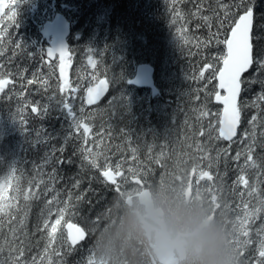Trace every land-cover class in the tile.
<instances>
[{
	"label": "trees",
	"instance_id": "1",
	"mask_svg": "<svg viewBox=\"0 0 264 264\" xmlns=\"http://www.w3.org/2000/svg\"><path fill=\"white\" fill-rule=\"evenodd\" d=\"M232 3L233 0H21L16 6L17 30L8 20L11 10L1 13L0 27L6 31L0 37V68L11 74L13 83L0 93V181L10 176L13 168L16 172L8 192L15 197L13 206L8 214L0 215V264H15L20 251L21 264H61L57 253L68 250V221L81 225L88 236L71 257H65L67 264H87L89 258L94 264H153L149 239L137 213L127 205V190L134 193L141 186L147 187L156 200L170 208L174 200H179L180 225L187 224L200 216L202 203L208 207L212 202L208 194L193 195L189 205L185 197L180 198L185 186L198 182L193 169L212 174L213 179L206 182L217 189L221 205L227 206V212L223 211L212 224L214 230L230 227L233 231V215L243 212L240 203L254 202V196L248 194L250 189L236 182L238 176L248 178L249 185L257 189L256 197L264 190V151L257 149L253 154L261 164L259 169L246 167L244 138L245 132L253 130L249 121L256 115V138L258 142L264 140V101L255 99L259 85L242 93L237 138L229 143L216 138L221 105L215 101L217 87L212 70L205 68L209 64L221 66L218 57L225 51L221 41L227 25L220 27L217 16L223 4ZM64 5L75 22L69 70L70 86L78 91L71 103L92 126L87 146L99 153V163L103 166L107 160L113 169L118 165L125 173L112 192L93 178L98 173L86 161L82 167L78 150L84 146L82 139L71 138L64 143L70 134L71 118L57 100L73 94L59 91L64 83L56 66L45 64L39 47L41 18L37 21L33 16L44 17L45 9L52 14ZM17 37L24 43L21 48L16 47L20 43ZM41 42L44 46L45 42ZM89 57L97 62L96 68L89 63ZM142 62L155 68L158 93L154 97L150 89L130 82ZM92 72L95 75L90 78ZM102 77L110 81L109 93L101 103L87 108L84 89ZM29 80L35 82L29 84ZM33 105L41 111L48 105V111L44 116L32 113ZM20 119L26 120L27 126ZM37 135L47 142L37 143ZM80 135L82 138L83 131ZM60 147L65 151H58ZM54 149L55 158L64 163L51 159L46 162ZM225 150L227 157L223 155ZM237 152L241 153L240 160L234 161L232 157ZM217 153H221L219 158ZM207 154L217 159L210 162ZM77 181L78 188L74 187ZM86 190L85 199L77 201L76 197ZM244 190H248L245 196ZM70 196L57 239L50 244L47 231L38 226L49 207L53 212L50 223L54 222L56 210ZM48 201H53L51 206ZM96 217H100L99 223H94ZM260 221L253 223V230ZM212 235L218 239L216 252L222 254L224 234ZM249 254L252 258L255 255Z\"/></svg>",
	"mask_w": 264,
	"mask_h": 264
},
{
	"label": "snow or ice",
	"instance_id": "2",
	"mask_svg": "<svg viewBox=\"0 0 264 264\" xmlns=\"http://www.w3.org/2000/svg\"><path fill=\"white\" fill-rule=\"evenodd\" d=\"M21 0H0V13H4L5 9H10V14L8 15V20L12 24L13 28L17 30L19 24L17 22L18 12L17 4ZM223 11L217 16L219 20V26L224 27L226 35L223 41H221L225 47L224 53L218 57L221 62L219 68L214 67V65L209 64L206 66L205 70L211 69L212 78L218 80V88L223 90L225 93L221 95L219 91L215 93V100L223 105L222 113L217 114L218 120V136L217 139H224L227 141H232L233 137L237 135V128L241 121L242 108L238 103L239 98L242 93L249 91L253 86L259 85V91L256 93V101H264V0H233L231 5L223 4ZM2 19V17H0ZM208 20V17H204ZM6 29L0 27V37H3ZM19 39V37H17ZM20 40V39H19ZM24 46V43L20 40V43L16 44L17 48ZM90 51V50H89ZM68 50L59 49L53 50L48 49L46 51L47 57L51 60L52 57L59 55V70L61 79H64V71L66 68L65 56ZM43 59V57H41ZM89 63L93 68L97 67V62L89 57ZM200 76L203 78L204 72L201 71ZM34 80H29L28 83H34ZM13 83L11 74H5L0 68V93H4L6 87ZM46 83V81H45ZM110 81L107 78L99 79L98 83L94 87H87V104L94 105L105 96L108 91ZM59 91L65 93H75L78 89L71 87L67 81L60 87ZM56 99L55 97H53ZM10 99V98H9ZM75 99L73 96H68L65 98L61 96L57 101L63 106V109L68 113L71 118L70 134L65 138L64 143L67 144L68 140L75 138L77 140L82 139L83 147L79 148V153L82 156V167L84 162L94 169L98 175H94V179L99 180L101 185L108 191H115L119 187L118 177L123 178L125 173L120 171L119 166H116V170L112 169V166L108 164L107 160L104 161L103 166L98 161L99 153H95L92 148L88 147V137L91 132L90 126L84 122L83 118L78 115L74 110V106L71 100ZM112 103V102H110ZM255 106V104H254ZM48 105L43 107L41 111L37 106L31 107L32 113H37L40 116H44L48 111ZM83 113V108L80 109ZM207 115V113H204ZM22 125L27 126V121L24 119L19 120ZM257 122V116L253 115L249 121L252 125L251 132H245L244 138L247 142L245 149V165L251 169H259L261 164L254 159V153L257 149L264 151V140L257 141L255 126ZM83 130V136L81 138L80 132ZM203 135V133H201ZM211 136V133H209ZM37 143H46L47 141L40 138V135L36 136ZM198 150L203 151V147L200 145L196 146ZM50 153L49 156L45 158L46 162L54 160L55 163H64L63 160L56 159L54 152ZM60 152H64L65 148L60 147L58 149ZM135 149H133V154ZM163 155V153H161ZM208 159L210 162L215 161L221 156V153H217V158L212 157L210 154ZM225 157L229 156L227 150H225ZM241 153L237 152L235 157H232L234 161L240 160ZM71 163V161H68ZM159 162V161H158ZM211 166V163L209 167ZM132 172L130 168L128 170ZM195 172V169L192 170ZM16 168L11 170V175L4 181H0V215H6L11 210L13 206V201L15 197L9 196L8 192L11 188V180L14 178ZM135 176V174H133ZM201 178H207L209 181L213 179L212 174L209 171H201ZM238 184L249 188V195L254 196L253 203H245L242 205L243 214L242 216H237V223H232L234 238L232 240L233 246L235 247L238 256L240 258L241 264L243 260H246L247 246L250 245L252 241V225L257 219H261V213H264V196L256 197L255 194L257 189L249 185L248 178L241 174L238 176ZM74 187H79V182L74 184ZM86 190L82 195L76 197L77 201L84 200L87 196ZM217 207H222L216 195H212ZM25 200L28 199L26 195ZM71 201V196L69 201L65 202L63 207H59L56 212V218L54 222L50 223V218L53 215L52 208L49 207L47 215L42 219L41 225L38 227L40 230H46L47 236L49 238V243L51 244L57 239L58 227L64 220L65 213L69 210V203ZM53 201H48L49 206H51ZM91 203V201H89ZM73 211L75 209L73 208ZM100 217H96L94 223H99ZM67 228V242L68 250L67 252L57 253L61 259V264H67L65 257H71L76 251V246L85 240L88 236V232L74 223L68 222L66 224ZM264 233V228L256 230V235L259 236ZM23 257V252L20 251L18 258L15 260V264H21V258ZM243 258V259H241ZM35 264V262H33ZM51 264V262H49ZM87 264H94L93 258L87 260ZM249 264H253L249 261ZM254 264H264V239L259 242L257 256L255 258Z\"/></svg>",
	"mask_w": 264,
	"mask_h": 264
},
{
	"label": "water",
	"instance_id": "3",
	"mask_svg": "<svg viewBox=\"0 0 264 264\" xmlns=\"http://www.w3.org/2000/svg\"><path fill=\"white\" fill-rule=\"evenodd\" d=\"M71 32V22L67 19V17L62 12H57L53 19H49L43 23L41 34L46 38H52L48 49L53 50H59V49H66L68 50L67 55L65 56V64H67L68 59L71 57V51L69 49V42H68V36ZM56 56L52 57L51 59H55ZM50 60L49 58L47 59ZM154 67L149 63H141L136 68V73L134 77L131 80V83L139 86V87H149L152 89V95L157 94V88L155 85V79H154ZM60 71V70H59ZM61 77V76H60ZM64 79H66L67 83L69 82L67 69L65 68L64 71ZM96 85V84H95ZM95 85H90L88 87H94ZM217 88H218V80H217ZM87 90V89H86ZM109 91V87H108ZM108 91L105 93V96L101 98L100 101H102L108 94ZM218 91L221 93V95H224L225 93L223 90H220L218 88ZM84 101L87 106H93L87 104V94L85 91L84 95ZM98 101L97 103H99ZM217 102V101H216ZM96 103V104H97ZM219 103V102H217ZM239 103V101H238ZM221 104V103H219ZM95 105V104H94ZM222 105V104H221ZM222 111H223V105H222ZM222 113V112H221ZM240 125V124H239ZM239 128V126H238ZM237 128V132H238ZM236 137V136H235ZM233 137V139L235 138ZM227 141V140H226ZM137 197L139 198V201L142 205L145 207L146 211V217L155 220L160 226L161 231L156 233L155 236V243L152 244V247L154 249V252L160 262L163 264H175L173 260V253L172 250L176 246H179V240H170L168 236L165 233V225L164 222L161 221L158 217L163 215V211L160 208L155 207V202L152 197V193L149 189H143L138 194ZM212 219V217L208 218L204 223L201 224V227L208 224V222ZM71 223H74L72 221H69ZM68 223V222H67ZM66 223V224H67ZM77 226V223H74ZM81 227V226H80ZM145 227L147 231H150V225L145 223ZM66 228V226H65ZM67 231V228H66ZM84 241V240H83ZM81 243V242H80Z\"/></svg>",
	"mask_w": 264,
	"mask_h": 264
},
{
	"label": "flooded vegetation",
	"instance_id": "4",
	"mask_svg": "<svg viewBox=\"0 0 264 264\" xmlns=\"http://www.w3.org/2000/svg\"><path fill=\"white\" fill-rule=\"evenodd\" d=\"M91 128V132H92V126H90ZM189 202V201H188ZM163 209V212H164V219L166 220V227H167V233L168 235L171 237V238H175L177 237V235L179 234H183V233H187L188 231L192 230L191 228L193 229H196V226L198 224L194 223L192 225V227L188 228V227H181V226H177L176 224H174L173 222H171V220L169 219L170 216L172 215L173 213V210H175V207L173 209H171L168 205H166L165 203H162L160 205ZM225 208V206L222 205V207H219L218 210H217V214H220V212ZM212 210H214V208H212ZM216 211V210H215ZM244 211V210H243ZM239 215L238 216H242L241 213H238ZM262 220L263 221V226L260 225L261 228H264V213H261V219H257V221H260ZM153 225H155L154 223H152ZM207 228V227H206ZM144 233V232H143ZM150 233H154V232H150ZM197 233H214L213 231H210V230H207V229H201L199 230ZM196 236V235H195ZM194 236H190V237H187L185 238L186 240V243H190L192 241ZM259 237L263 238L264 239V233H262L261 235H259ZM184 237H181V239H183ZM185 243V244H186ZM236 250V249H235ZM191 253V252H190ZM190 253H185L184 257L185 258H181L180 256V253L178 251V249H174V257L175 258H178L179 261H178V264H180L182 261L186 260L187 258H189L191 256ZM248 258L246 260H243V264H249V261H252L253 264H254V261H255V258H256V255L253 256V258L250 256V255H246ZM155 259V258H153ZM243 259V258H241ZM240 261V258L239 256H237V259H236V262L238 264H241L239 263ZM154 264H159V262L154 261ZM232 264H236L235 262H233Z\"/></svg>",
	"mask_w": 264,
	"mask_h": 264
},
{
	"label": "clouds",
	"instance_id": "5",
	"mask_svg": "<svg viewBox=\"0 0 264 264\" xmlns=\"http://www.w3.org/2000/svg\"><path fill=\"white\" fill-rule=\"evenodd\" d=\"M218 239L215 235H197L190 243L184 246L185 253H190L195 248L200 251V264H229L226 259H219L216 255Z\"/></svg>",
	"mask_w": 264,
	"mask_h": 264
},
{
	"label": "rangeland",
	"instance_id": "6",
	"mask_svg": "<svg viewBox=\"0 0 264 264\" xmlns=\"http://www.w3.org/2000/svg\"><path fill=\"white\" fill-rule=\"evenodd\" d=\"M45 11L47 12V14H43L44 15V18H46V17H48L50 14H49V11L48 10H46L45 9ZM36 18H39V14H37V16H36ZM77 36V35H76ZM95 75V73L94 72H92L91 73V75H90V78L92 77V76H94ZM97 81V80H96ZM73 94V96L76 94L77 95V92H75V93H72ZM200 170H197V171H195L194 172V176H195V178L196 179H198V181L199 182H202V183H205V180H207V178L205 177V178H201L200 177ZM193 176V177H194ZM203 179H205L204 180V182L202 181ZM242 186V185H241ZM229 187H231V184H230V182H229ZM243 187V186H242ZM192 189H197V190H200L201 189V187H200V184H196V182H194V183H190V185L188 184L187 186H185V188L183 189L185 192H187V196H190V193H189V191H191ZM246 191L247 190H244V192H243V195L245 196L246 195ZM230 192L232 193V194H234V193H236V191L234 192V190H230ZM238 193V192H237ZM229 195H230V193H229ZM127 196H129V194L127 195ZM260 196H264V190H262V193H261V195H259V196H257V197H260ZM229 236H231V235H227L226 236V244H229V243H232V241H229Z\"/></svg>",
	"mask_w": 264,
	"mask_h": 264
}]
</instances>
